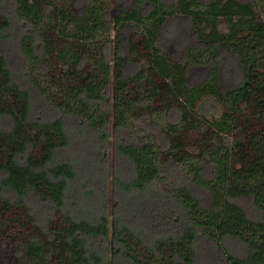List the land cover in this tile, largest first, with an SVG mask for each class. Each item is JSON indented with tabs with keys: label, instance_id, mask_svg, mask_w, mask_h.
<instances>
[{
	"label": "trees",
	"instance_id": "16d2710c",
	"mask_svg": "<svg viewBox=\"0 0 264 264\" xmlns=\"http://www.w3.org/2000/svg\"><path fill=\"white\" fill-rule=\"evenodd\" d=\"M0 264H264V0H0Z\"/></svg>",
	"mask_w": 264,
	"mask_h": 264
},
{
	"label": "rangeland",
	"instance_id": "374dc122",
	"mask_svg": "<svg viewBox=\"0 0 264 264\" xmlns=\"http://www.w3.org/2000/svg\"><path fill=\"white\" fill-rule=\"evenodd\" d=\"M168 1H171V0H168ZM185 28L187 29V31L189 30L188 26H183L182 24H180V32H178V34L175 35V38H174V34H173V29L170 31V33H167L166 36L164 37L163 50L166 53H168L170 55V57H172V58L183 57V45L178 40L182 41L185 38V36L182 32ZM122 36H123V41H126L127 32L124 31ZM204 75H205V73L202 70H198L197 68L191 69V81L192 82L202 81L204 78ZM119 168L121 170L126 169L125 165H123V164H121ZM194 192L198 196H200L203 200L207 199V193H205L203 190L194 189ZM248 206H249L248 209H249L250 213L254 215L256 213L254 207H252L250 204H248Z\"/></svg>",
	"mask_w": 264,
	"mask_h": 264
}]
</instances>
